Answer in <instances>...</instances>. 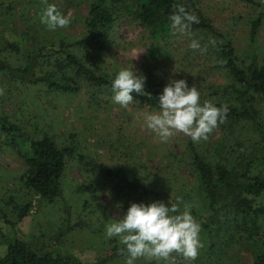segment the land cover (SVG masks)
I'll use <instances>...</instances> for the list:
<instances>
[{"label": "rangeland", "instance_id": "obj_1", "mask_svg": "<svg viewBox=\"0 0 264 264\" xmlns=\"http://www.w3.org/2000/svg\"><path fill=\"white\" fill-rule=\"evenodd\" d=\"M7 1L12 10L0 9V59L13 68L25 69L29 55L50 42L76 39L84 34L89 0H48L65 15L71 13L70 26L55 31L40 23L45 7L42 0H0V4ZM184 1L199 10L230 41L245 65L264 60V0ZM258 17L260 23L252 36V23ZM114 37L113 50L101 60L103 68L116 73L127 68L138 75L149 74L165 87L173 80H186L190 88L195 86L199 90L201 103L235 97L231 86L239 85L225 70L215 66L209 53H194L189 47L192 38L177 33L167 41L152 40L148 31L128 16L115 25ZM203 39L206 47L212 46L213 38ZM8 44L17 45L20 51L11 52ZM40 70L34 67L31 72L38 75ZM31 85L14 81L0 71V88L4 89L0 114L34 138L47 131L62 145L69 144V136L74 135L87 163L95 162L112 171L132 170L131 174L141 176L146 185L166 189L176 202L179 197L191 204V210L201 217L208 218L209 211L197 174L189 164V145L208 163L227 169L236 164L239 156H247L254 163L251 173L264 174V162H260L264 159V135L250 122L223 123L207 141L199 143L182 133L162 143L146 126V115L160 109L137 101L122 108L105 96L101 97L100 106L93 105L84 85L75 95L46 93ZM256 104L264 128V98ZM25 169V163L13 150L0 149V207L16 223L12 230L0 221V258L7 243L18 237L34 247L48 245L80 264H125V256L119 251L124 246L117 238L107 239L105 235L106 225L122 219L132 204L117 196L113 178L96 181L82 164L69 159L60 180V195L48 201L26 187L22 179ZM257 200L264 206V195ZM26 203L31 204L29 213L16 221L13 204ZM218 215L213 219L215 224L208 220L209 227L201 228L203 248L198 259L187 261L177 257V264H253L263 247L247 238L246 228L251 221L242 224L225 207ZM254 221L264 237V214ZM136 264L156 262L140 259Z\"/></svg>", "mask_w": 264, "mask_h": 264}, {"label": "trees", "instance_id": "obj_2", "mask_svg": "<svg viewBox=\"0 0 264 264\" xmlns=\"http://www.w3.org/2000/svg\"><path fill=\"white\" fill-rule=\"evenodd\" d=\"M244 1L253 3L251 0ZM174 4L183 5L188 12L198 16L200 20L199 24L192 25L190 33L183 34L184 37L198 41L201 47H205L206 44L204 37L214 38L215 46L212 44L207 47L206 53L213 58L216 67L225 70L228 77L239 85V88L235 85L231 86L235 94L233 99L213 104L228 109L226 122H250L254 129L264 135L256 104L258 99L264 98V60L260 63L253 60L245 65L236 55L230 41L199 10L184 0H89L85 31L82 36L76 39L63 38L36 49L29 55L28 66L25 69L13 68L0 59V71L14 81L29 82L31 86H38L46 93L75 95L84 85L90 92L89 102L100 106L102 96L111 98L114 96L112 81L117 73L103 68L101 62L115 46V25L128 16L140 23L152 40L167 41L177 35L174 34L169 19ZM0 9L8 12L12 10V6L7 1L0 4ZM259 23L260 17L252 23V36L256 33ZM7 48L14 53L20 51L15 44H8ZM198 52L194 51L196 54ZM34 67H39L41 73L32 74ZM144 77L146 78L144 91L148 95L133 92L134 101L152 109H160L159 97L165 85L155 80L152 75L145 74ZM229 95L232 93L230 92ZM44 126L45 124L42 127ZM3 148L13 150L25 163L26 169L22 179L26 187L48 201L59 197L60 180L70 159L82 164L84 170L96 181L113 178L115 182H112V186L117 196L128 203L149 204L161 201L169 204L170 200L176 203L166 189L146 185L141 180V176L131 174L132 170L118 168L112 171L95 162L87 163L84 155L77 148L74 135L69 136V144L62 145L57 144L47 131L34 138L15 122H11L8 116L0 114V149ZM188 148L189 164L197 174L209 211L208 218L201 217L191 210L192 215L204 229L209 227L208 220L215 224L213 219L219 216L224 207L231 209L232 216H235L236 220L240 219L242 224L251 221L246 228L247 238L261 243L263 247L253 264H264V237L254 221L256 217L264 214V206L257 200L264 195V174L251 173L254 163L247 156L245 158L239 156L236 164L231 166V169H227L221 164L208 163L192 145ZM260 162H264V159ZM13 207L16 221H20L29 213L31 204L20 206L13 204ZM0 221L12 230L16 224L10 221L8 214L1 207ZM55 237L58 238L59 235ZM0 264L80 263L49 248L48 245L34 247L25 240L14 237L7 243Z\"/></svg>", "mask_w": 264, "mask_h": 264}, {"label": "clouds", "instance_id": "obj_3", "mask_svg": "<svg viewBox=\"0 0 264 264\" xmlns=\"http://www.w3.org/2000/svg\"><path fill=\"white\" fill-rule=\"evenodd\" d=\"M45 5L39 20L47 30L66 29L71 24V13L65 15L55 4L42 0ZM175 33L188 34L199 17L188 12L183 5L174 4L169 16ZM215 46V39H210ZM201 54V47L193 40L189 46ZM146 78L136 71L121 69L112 81L113 102L122 108L133 103V92L145 94ZM4 89L0 88V95ZM160 111L146 115V126L162 143H167L177 134H184L194 143L207 141L210 135L227 120L228 109L217 107L209 101L201 103L197 87L188 86L186 80H173L159 97ZM170 205V206H169ZM181 205L183 210L181 211ZM192 205L177 198L176 203L154 201L149 204L132 203L122 219L109 222L105 228L107 239L117 238L123 245L119 251L125 256V264H136L144 259L156 264H177V257L187 261L198 259L203 243L200 239L201 225L191 212Z\"/></svg>", "mask_w": 264, "mask_h": 264}]
</instances>
